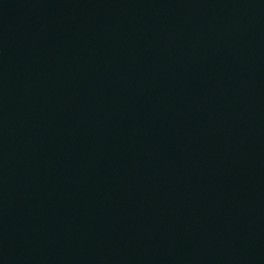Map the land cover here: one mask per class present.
Returning a JSON list of instances; mask_svg holds the SVG:
<instances>
[{"label":"water","instance_id":"95a60500","mask_svg":"<svg viewBox=\"0 0 264 264\" xmlns=\"http://www.w3.org/2000/svg\"><path fill=\"white\" fill-rule=\"evenodd\" d=\"M0 264H264V0H0Z\"/></svg>","mask_w":264,"mask_h":264}]
</instances>
